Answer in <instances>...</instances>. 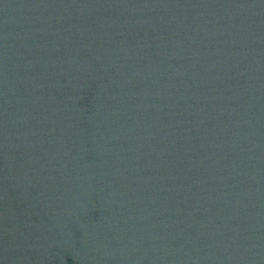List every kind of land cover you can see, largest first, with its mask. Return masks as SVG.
<instances>
[{
    "label": "water",
    "instance_id": "95a60500",
    "mask_svg": "<svg viewBox=\"0 0 264 264\" xmlns=\"http://www.w3.org/2000/svg\"><path fill=\"white\" fill-rule=\"evenodd\" d=\"M0 264H264V0H0Z\"/></svg>",
    "mask_w": 264,
    "mask_h": 264
}]
</instances>
